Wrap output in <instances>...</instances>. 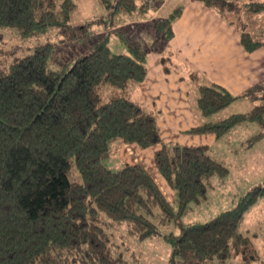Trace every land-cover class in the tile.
Wrapping results in <instances>:
<instances>
[{
	"label": "trees",
	"instance_id": "trees-1",
	"mask_svg": "<svg viewBox=\"0 0 264 264\" xmlns=\"http://www.w3.org/2000/svg\"><path fill=\"white\" fill-rule=\"evenodd\" d=\"M99 1L107 7L113 1V12L128 14L148 6V0ZM192 1L234 26L246 52L264 45V2L251 0L241 9L238 0ZM77 8L76 0H0V27L27 39L68 27ZM181 10L155 20V34L167 42ZM147 52L144 43H127V53L116 54L104 38L58 69L49 66L48 43L10 63L8 54L0 55V264H126L115 226L145 239L172 222L179 234L165 236L168 264H264L253 234L241 230L255 197L244 196L205 223L181 221L191 203L206 197L211 178L223 179L228 169L209 145L162 141L159 111L133 98L146 75ZM169 60L161 57L165 71ZM189 81L205 118L190 133L219 138L244 121L264 125V75L238 95L255 102L252 110L225 118L215 115L236 97L196 72ZM119 139L158 145L154 163L173 188L175 205L143 166L114 171L103 163ZM249 194L264 196V185Z\"/></svg>",
	"mask_w": 264,
	"mask_h": 264
},
{
	"label": "rangeland",
	"instance_id": "rangeland-1",
	"mask_svg": "<svg viewBox=\"0 0 264 264\" xmlns=\"http://www.w3.org/2000/svg\"><path fill=\"white\" fill-rule=\"evenodd\" d=\"M158 1L166 3L157 14L154 12L158 5L152 7L153 4H158L157 0H148V7L143 8L141 12L128 14L113 12V1L111 7H107L106 3H101L99 0H76L77 12L68 27H55L46 33L27 39L19 37L12 28L0 27V55L8 54L6 63H10L31 53L35 46L48 43L53 46L49 66L51 69H58L78 55L88 53L90 46L104 38L111 52L125 54L127 43L147 45V37H150L148 50L155 47L153 51H163V56L168 57L167 52L163 50L166 41L162 36L153 35V24L157 19L168 17L175 8L183 5L185 0ZM248 1L251 0H238L239 7L244 8V4ZM257 1L264 2V0ZM138 4H141V1ZM130 16L137 17V22L133 23ZM121 36L127 40V43ZM157 39L158 41L154 43L153 41ZM152 42L154 45H151ZM261 48L264 50V45ZM184 82L187 83L188 79H184ZM193 89L195 88L190 83L188 92L194 95ZM232 95L236 98L220 110L216 117L225 118L232 114L247 113L255 105V102L248 97H238L239 93ZM191 102L199 120L204 122L205 118L198 113L194 97ZM202 134L204 133L200 135ZM155 146L144 148L119 139L112 145V152L103 159V163L114 171L127 165H142L155 180L166 199L175 205L173 188L155 166L153 159ZM209 146L210 155L221 161L227 167L228 173L223 179L217 176L211 178L212 187L208 188L206 197L200 202L191 203L190 210L181 216V221L184 224L205 223L220 212L237 206L244 196L251 199L255 197L245 214L241 230L253 234L252 240L264 263V196L249 194L264 185V125L257 121H244L221 137L215 138ZM114 230L115 242L122 248L121 252L126 264H168L171 246L165 236L179 234V229L173 222L160 227L159 236L145 239L128 236L121 227L115 226Z\"/></svg>",
	"mask_w": 264,
	"mask_h": 264
},
{
	"label": "crops",
	"instance_id": "crops-1",
	"mask_svg": "<svg viewBox=\"0 0 264 264\" xmlns=\"http://www.w3.org/2000/svg\"><path fill=\"white\" fill-rule=\"evenodd\" d=\"M157 2L152 6L158 5L154 14L166 3ZM181 7L180 15L172 22L173 35L163 47L170 58L166 64L168 71L161 63L163 51L149 49L146 75L133 92V98L148 110L159 111L157 124L163 142L211 145L216 138L214 134L190 133L201 121L191 102L194 95L188 92L190 83L184 79H188L190 72H196L207 82L218 84L232 94H241L262 79L264 50L246 52L235 27L201 2L185 0ZM130 17L133 23L137 22V17ZM152 33L156 35L153 30ZM150 40L147 37V46Z\"/></svg>",
	"mask_w": 264,
	"mask_h": 264
}]
</instances>
